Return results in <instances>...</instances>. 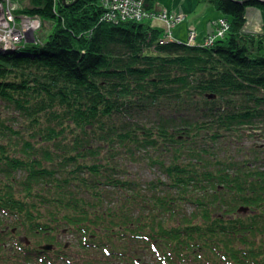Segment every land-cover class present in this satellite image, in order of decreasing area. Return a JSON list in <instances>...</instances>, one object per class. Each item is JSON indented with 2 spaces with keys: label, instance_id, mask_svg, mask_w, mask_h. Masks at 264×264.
Masks as SVG:
<instances>
[{
  "label": "trees",
  "instance_id": "16d2710c",
  "mask_svg": "<svg viewBox=\"0 0 264 264\" xmlns=\"http://www.w3.org/2000/svg\"><path fill=\"white\" fill-rule=\"evenodd\" d=\"M18 1L50 30L0 49V264H264V142L238 145L264 139V25L244 29L264 0H204L227 26L208 44Z\"/></svg>",
  "mask_w": 264,
  "mask_h": 264
},
{
  "label": "rangeland",
  "instance_id": "374dc122",
  "mask_svg": "<svg viewBox=\"0 0 264 264\" xmlns=\"http://www.w3.org/2000/svg\"><path fill=\"white\" fill-rule=\"evenodd\" d=\"M28 1V0H27ZM63 1V0H62ZM77 0H64L67 4H73ZM9 2V1H8ZM145 2V1H144ZM155 5V13L154 16L148 15V19L151 20L152 24L161 29L163 33H167L169 39L173 38V34L176 35L181 33L183 39H188V36L191 35L193 32L194 39H190L192 43L196 42V40H201L202 37L208 36L209 34L213 33V31L218 27L220 29V22L219 20L225 16L220 10H217L213 7L209 2L204 0H154ZM173 5H176L175 7ZM9 7L12 8L10 12L3 7L5 17L10 15L9 25L5 26V33L9 34L18 30L20 36H29L34 39L39 38L40 41L44 39L47 35L48 31L50 30V24L48 21L44 20L39 15L28 14L26 12L20 11L22 8L21 3L18 0H11L9 2ZM146 9V7H145ZM148 11V9H146ZM166 11V12H165ZM159 14L166 16L160 17ZM172 16V17H171ZM169 22L170 25L167 23ZM191 23V24H190ZM224 25V23L222 22ZM264 25V10L255 8V7H248L246 11V22L244 25L245 30H249L252 32H260L263 29ZM224 26L221 25V28ZM2 30V28H0ZM224 30H220L216 33L215 36L222 37ZM173 33V34H172ZM213 33V34H214ZM11 35H15L12 33ZM165 37V35H163ZM12 37V36H10ZM17 37V36H16ZM14 37V38H16ZM205 37V40L207 39ZM196 39V40H195ZM5 41H2L0 44L1 50L6 51L7 47L4 45ZM206 44V43H205ZM245 134L239 138L240 146L251 145L252 143L263 144L264 139L262 136L251 137L252 133H258L257 130H243ZM248 133H251L248 135ZM261 133V132H260ZM262 135V134H261ZM234 147V146H232ZM138 165V164H137ZM132 168L134 165L132 164ZM137 176L140 178L144 177L145 179H154V178H165V175L147 167L138 165L137 168ZM62 231H58V235L61 234ZM63 241L67 242V244L72 246L73 253L77 251L79 254L85 256V259L99 257L101 255V251L98 247H90L89 245L86 248L80 247L78 244V233H67L63 234L60 237ZM70 254V253H68ZM142 262L149 263L151 261L150 256L151 254L142 253ZM72 258V264H77L78 256H73L70 254ZM81 259V258H80ZM83 264H87L86 261H83ZM1 263V262H0ZM29 264H34L30 262ZM66 264V263H64ZM119 264H121L119 262Z\"/></svg>",
  "mask_w": 264,
  "mask_h": 264
},
{
  "label": "built area",
  "instance_id": "2783aa9c",
  "mask_svg": "<svg viewBox=\"0 0 264 264\" xmlns=\"http://www.w3.org/2000/svg\"><path fill=\"white\" fill-rule=\"evenodd\" d=\"M8 1L10 2L11 0H0V28H2V30H0V44L2 41H5L3 43L7 47V49L14 48L16 44H19L17 43L18 40H20V38L23 37V36H20L19 34L20 33L18 31L20 30L19 28H17L18 30L15 32L11 31V33L9 34L5 33V26L9 25L10 15H7L5 17L3 7H5L8 12H10L12 9L9 7ZM100 1L102 5L104 6L103 19H106V20L126 21L129 19H133L136 21H142V20L148 19L147 18L148 15L154 16V13H150L145 9L144 0H100ZM159 16L164 17L166 16V14L164 15L159 14ZM219 22L224 27L221 28V25H220V29H218L217 32H219L220 30H225L227 28L224 20L220 19ZM222 22L224 23V25L222 24ZM167 24L170 25L169 22ZM12 33H14L15 35H11ZM215 35L216 33L209 34L206 37L207 39L205 40V43L206 44L212 43L213 39L217 37ZM189 38L194 39L193 32H191V35L188 36V39H187V42L192 43ZM10 44H13V45L9 46Z\"/></svg>",
  "mask_w": 264,
  "mask_h": 264
},
{
  "label": "water",
  "instance_id": "95a60500",
  "mask_svg": "<svg viewBox=\"0 0 264 264\" xmlns=\"http://www.w3.org/2000/svg\"><path fill=\"white\" fill-rule=\"evenodd\" d=\"M64 1V0H63ZM38 39V38H37ZM36 41V39H34V38H32V37H29V36H23V37H21L20 38V40H18V42L17 43H33V42H35ZM11 45H13V44H10L9 46H11ZM43 248H45V249H50L51 248V245H45Z\"/></svg>",
  "mask_w": 264,
  "mask_h": 264
},
{
  "label": "crops",
  "instance_id": "0c3cea01",
  "mask_svg": "<svg viewBox=\"0 0 264 264\" xmlns=\"http://www.w3.org/2000/svg\"><path fill=\"white\" fill-rule=\"evenodd\" d=\"M173 6L175 7L176 5H173ZM154 10H155V5H154ZM172 34H173V33H172ZM173 37H174V38H182V39H183V36H182L181 33H178V34H176V35L173 34ZM205 37H206V36L202 37L201 40H198V39H197V40L195 39V40H196V42H202V41H204Z\"/></svg>",
  "mask_w": 264,
  "mask_h": 264
},
{
  "label": "bare ground",
  "instance_id": "6f19581e",
  "mask_svg": "<svg viewBox=\"0 0 264 264\" xmlns=\"http://www.w3.org/2000/svg\"><path fill=\"white\" fill-rule=\"evenodd\" d=\"M21 48L23 47V46H20Z\"/></svg>",
  "mask_w": 264,
  "mask_h": 264
}]
</instances>
